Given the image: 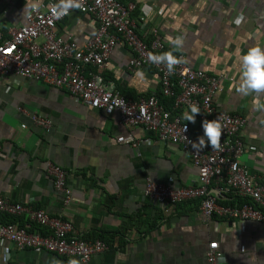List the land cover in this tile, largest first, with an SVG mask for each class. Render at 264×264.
Segmentation results:
<instances>
[{"label": "crops", "instance_id": "crops-1", "mask_svg": "<svg viewBox=\"0 0 264 264\" xmlns=\"http://www.w3.org/2000/svg\"><path fill=\"white\" fill-rule=\"evenodd\" d=\"M120 1L134 6L131 18L139 36L150 41L157 35L166 54H181L193 70L223 77L213 105L246 119L241 139L256 151L239 161L264 186V91H239L241 57L250 48L264 49V0ZM45 3L2 0L0 29L21 27L29 8ZM94 27L91 17L73 13L58 23L57 33L82 44ZM131 56L126 47L115 48L103 77L127 99L158 93L156 72L126 68ZM33 115L48 119L50 129L35 126ZM127 135L140 142L138 149L117 142ZM50 164L66 174L72 192L67 205L47 174ZM146 177L172 188L198 181L186 153L142 127H124L116 115L77 104L60 88L16 76L0 79V197L69 222L73 236L104 242L108 249L89 264H206L212 242L224 255L220 264H264L262 226L219 218L205 222L197 201L178 204L164 217L143 194ZM210 193L216 194L214 185ZM233 198L220 194L219 201ZM0 264L79 263L42 250L18 251L0 240Z\"/></svg>", "mask_w": 264, "mask_h": 264}, {"label": "built area", "instance_id": "built-area-1", "mask_svg": "<svg viewBox=\"0 0 264 264\" xmlns=\"http://www.w3.org/2000/svg\"><path fill=\"white\" fill-rule=\"evenodd\" d=\"M64 4L70 6L62 9ZM133 10L132 4L125 5L120 0H46L44 5H32L21 27L7 29L6 33L0 29V79L16 76L60 88L77 104L108 117L116 115L120 125L142 127L159 141L178 146L196 169L197 183L172 188L155 183L149 177L144 181V196L159 207L164 217H169L178 204L197 201L205 222L214 218L250 221L264 229V186L256 182L239 161L245 152L256 151L241 139L246 119L213 105L223 77L193 70L181 54H171L179 61L171 72L166 62H153L150 57L166 54L165 44L157 35L146 41L137 34L131 18ZM73 13L91 17L95 24L92 34L82 44L57 33L58 23ZM118 46L126 47L132 54L126 67L128 70L149 67L156 72L162 97L174 101L172 110L176 111L175 115L165 109L156 94L127 99L102 76L111 53ZM192 105L200 112L195 116L194 131L184 119V113ZM17 110L28 115L23 108ZM30 119L42 130L50 129L48 119L35 115ZM212 120H217L221 127L218 146L211 148L205 138V147L197 145L194 148L193 143L203 136L202 122ZM117 142L135 150L140 145L131 135L119 137ZM47 174L55 191L63 196L64 204H69L72 192L67 186L64 170L50 164ZM212 185L216 194L210 193ZM225 193L245 202L220 204L219 196ZM0 214L24 218L22 226L18 223L0 224V240L8 241L18 251L42 250L75 259L79 264H89L94 256L108 249L101 240L87 241L73 236L72 225L61 218H52L44 211L1 197ZM31 225L39 230L30 232ZM223 257L218 243H209L206 264H220Z\"/></svg>", "mask_w": 264, "mask_h": 264}, {"label": "clouds", "instance_id": "clouds-1", "mask_svg": "<svg viewBox=\"0 0 264 264\" xmlns=\"http://www.w3.org/2000/svg\"><path fill=\"white\" fill-rule=\"evenodd\" d=\"M69 4L61 5L62 9L69 7ZM236 23H240V18L236 20ZM176 46L179 47L180 40L176 42ZM153 62L160 63L166 62L169 72L172 71L173 65L179 61L175 59L171 54H164L161 56L150 57ZM242 64V79L243 83L239 88V91L248 95L252 91L260 92L264 91V49L259 47L250 48L245 55L241 57ZM141 75V73H137ZM199 109L192 105L188 112L184 113V119L188 122H195V116L199 114ZM203 136L198 138L197 143H193V147L196 148L199 145V148L205 147V138H207V145L211 148H215L219 144V139L221 136V127L217 120L212 121H203Z\"/></svg>", "mask_w": 264, "mask_h": 264}, {"label": "trees", "instance_id": "trees-1", "mask_svg": "<svg viewBox=\"0 0 264 264\" xmlns=\"http://www.w3.org/2000/svg\"><path fill=\"white\" fill-rule=\"evenodd\" d=\"M102 76H104L103 73H102ZM156 95L159 97V99L162 102V104L164 105L165 109L170 110L173 113V115H175L174 113H176V111L172 110L173 102H174L173 99L162 97L160 90L158 93H156ZM189 125L191 127V130L194 131L195 124L192 122H189ZM244 202H245L244 200L234 197L232 200L225 201V202L220 203V204H224V205H235V204H237V205H239V204H243ZM13 223H18L19 225L22 226L24 221L23 220H18V221L16 220L15 221V216L0 214V224H13ZM31 226H32V228L30 229V232H35L36 230H39V228L37 226H35V225H31ZM43 234H45V231H43Z\"/></svg>", "mask_w": 264, "mask_h": 264}]
</instances>
